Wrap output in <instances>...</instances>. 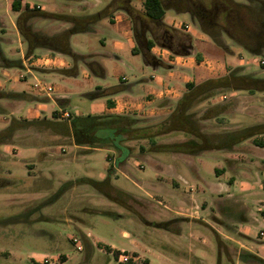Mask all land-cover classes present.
<instances>
[{
	"label": "rangeland",
	"instance_id": "rangeland-1",
	"mask_svg": "<svg viewBox=\"0 0 264 264\" xmlns=\"http://www.w3.org/2000/svg\"><path fill=\"white\" fill-rule=\"evenodd\" d=\"M9 1L0 0V16L13 35L12 25L18 13L8 9ZM20 1L73 16L107 11L94 24L95 31L69 37L74 52L93 54L90 59L105 71L102 77L94 75L87 65L88 57L74 61L70 55L57 54L56 60L63 63L47 62L56 53L41 50L25 59L27 65L34 61V73L13 67L1 78L5 89H26L44 101H28L23 108L15 107L12 115H0V131L12 116L21 121L12 137L0 144V264H260L241 259L240 248L228 237L240 240L255 255L264 253V148L251 138L232 150H211L200 156L153 152L145 139L122 141L118 149L109 144L97 149L76 145L69 130L72 119L106 112L107 97L91 98L89 93L138 84L144 78L148 82L151 76L165 70H154L140 52H133L137 45L131 19L121 9H109L112 0ZM79 2L85 7H77ZM133 3L141 9V0ZM165 18L171 26L189 33L197 51L206 54L204 59L201 57V67L210 70V76L226 71L223 61L231 66L242 61L243 73L264 79V53H250L224 32L222 39L231 53L206 34V44H202L195 37L203 32L189 13L168 9ZM33 26L52 33L70 24L37 18ZM13 46L12 53L19 48L17 42ZM7 47L2 46L7 56L17 59L20 53L11 54ZM155 55L168 57L169 52L156 47ZM190 60L194 65L198 63L195 56ZM63 64H68L67 68L75 66L76 74L68 76L54 70ZM20 74L24 78L17 80ZM207 76L202 73L195 77ZM36 81L50 85L52 92L47 95L39 91L33 86ZM57 95H65L66 103L58 102L54 98ZM215 104H224L227 111L220 115L221 120H203L202 131L217 142L227 133L264 123V91L226 89L194 105L192 111L200 116ZM31 107L40 113L37 118L27 111ZM56 110L57 118L53 116ZM63 112L69 116L63 117ZM129 114L137 119L133 126L151 125L168 115ZM187 138L182 132H173L159 136L157 142ZM162 165L168 169H160ZM83 178H108L109 184L99 191L82 182ZM235 180L247 188L240 190L233 185ZM228 195L243 196L248 220L240 226L250 231L251 239L236 233L238 222L228 219L229 215L236 217L237 208L223 202L229 212H219L218 201ZM161 222H166V228L155 226ZM73 237L78 243L72 242ZM77 244L83 246L82 250L76 249ZM115 251H124L136 259L118 263Z\"/></svg>",
	"mask_w": 264,
	"mask_h": 264
},
{
	"label": "trees",
	"instance_id": "trees-1",
	"mask_svg": "<svg viewBox=\"0 0 264 264\" xmlns=\"http://www.w3.org/2000/svg\"><path fill=\"white\" fill-rule=\"evenodd\" d=\"M133 1L112 0L108 7L109 9H121L130 17L133 39L137 45L133 52H140L146 64L165 65L162 59L151 52L154 46L167 49L171 55H188L193 50L189 33L164 21L165 12L168 9H173L177 13H189L195 19L199 29L220 46H224L222 40V32H224L250 53H264V0H141V9L137 8ZM11 9L18 12L15 26L26 44L25 56L31 55L35 49L42 48L52 53L70 55L74 61L84 60L88 57L86 62L91 72L99 77L104 75L103 66L90 59L93 57L92 54L86 56L71 49L69 37L75 33L95 31L94 24L104 17L107 11L89 16H73L49 12L37 5L31 6L29 3L22 4L20 0H12ZM37 18L61 20L69 23L70 27L50 33L47 30L34 28L33 22ZM0 30H4L1 21ZM196 59L197 61L200 60L198 53H196ZM0 62L3 67L21 66L20 59H7L1 54V51ZM242 70L243 67H235L229 69L227 74L223 76L207 78L199 83L187 82L185 92L174 103L171 112L160 122L146 126H133L137 122L135 117L120 114L75 117L69 126L71 136L76 145L92 148L109 144L118 149L121 147L122 141L145 139L149 144L150 151L183 153L194 156L211 150H232L236 145L249 138L255 145L264 148V123L246 127L234 133H227L225 139L217 142L202 131V121L213 118L221 120L220 115L227 111V107L224 104L210 105L200 116L192 111L194 105L209 100L226 89L249 93L263 92L264 79L242 73ZM59 71L68 76L76 74L75 66ZM120 90L121 87L118 86L109 91L106 89L88 95L91 98H99ZM0 99L43 100V98L26 92L4 90H0ZM56 100L66 103L64 98H56ZM106 105L111 107L112 102L107 99ZM4 113L5 109L0 105V114ZM58 113V110L54 111L53 116L57 118ZM20 122L18 119L12 118L7 127L0 131V144H5L6 140L12 137L19 128ZM24 122L30 121L25 120ZM173 132H182L188 138L169 143L157 142L159 136ZM140 148L143 149L142 146ZM107 160L109 161V156H107ZM215 170L217 173L219 172L217 169ZM108 173H110V168H108ZM82 182L90 184L99 191L104 184H109L108 178L101 181L83 178ZM119 193L127 194L122 190ZM104 195L116 199V197H112L111 193L104 192ZM223 202L229 207L237 208L235 218L228 216L230 222L247 221L246 209L241 203L227 198L217 203L218 210L222 215H225L226 211L230 209L229 207L224 208ZM239 204L241 207L238 206ZM155 226L166 228L167 225L166 222H161L155 223ZM115 253L117 254L118 251ZM240 258L244 261L264 264L263 259L244 250L240 252Z\"/></svg>",
	"mask_w": 264,
	"mask_h": 264
},
{
	"label": "crops",
	"instance_id": "crops-1",
	"mask_svg": "<svg viewBox=\"0 0 264 264\" xmlns=\"http://www.w3.org/2000/svg\"><path fill=\"white\" fill-rule=\"evenodd\" d=\"M11 1L12 0L9 1V4L7 5V7L11 11H13L11 9ZM72 1H77V0H72ZM82 3L83 2H79V4H77L76 6L79 8L85 7V4H82ZM39 7L42 8L41 6H39ZM46 11H48V10H46ZM14 12H16V11H14ZM49 12H52V11H49ZM0 21L2 22V25L4 28L3 31L0 30V51H1V54L4 57H6L7 59H13V60L20 59L21 60V66H19V67L27 69V71L31 74L34 73L33 67L36 66V65H34V61L30 62L29 65H27L25 62V59H27L30 56H33L36 52H39L41 50H46V49L38 48V49H35L31 55L25 56L26 44H25L23 38L20 36V34H19V32L15 26V23L12 25V30H14V31L11 30V33H13V35H10L9 34L10 30H8L9 27L5 24L4 18L1 16H0ZM164 21L167 24L171 25V23L169 21H167L165 17H164ZM94 29H95V27H94ZM14 34L16 35V38L14 37ZM204 35L205 34L202 33V34L198 35L197 37H195V39L202 42V44L203 43L206 44ZM129 39L132 40L131 36L129 37ZM192 40H194V39H192V37H191V43H192ZM15 42H17L19 45V48L18 49L15 48V51H18L20 53V55L17 59H14V58L7 56V53L2 48L3 45H8V47H7L8 52L13 54L15 51L12 53L11 50L14 49L13 44ZM223 45L224 46H222V47L226 51H228V53H231V50L224 43V41H223ZM156 47H158V46H154L151 49V52L154 55H155V48ZM192 47H193V50L188 55H183V56L171 55L170 52L168 51L169 52L168 57H165L164 55L161 58L158 57L159 59H162L164 61L165 65L164 66H153L152 68L154 70L164 69L165 71L163 73H159V74H156L154 76H151L150 79L148 80V82L144 78L142 80H139L138 84L130 83V84L120 85V87H121L120 91H118L116 93H111L107 96H102V97H107L106 100L109 99L112 102L111 107H107V105H106L105 114H120V115L133 116V115L129 114V112H135V114H137V115L147 114V115H161L162 117L166 116L170 112L171 107H173L174 103L185 92V84L187 82H192V80L195 79L194 81L198 83L199 81L201 82L202 80L207 79V78H214L213 76L209 75L210 70H208V69L204 70L201 67L202 62H203L201 57L204 59V55L206 56V54L205 53L201 54L200 52H198L194 43H192ZM158 48H160V47H158ZM160 49L166 50L164 48H160ZM47 51H49V50H47ZM196 53L199 54V57H200L199 61H197V59H196ZM57 54H59V53H56L55 55H53L54 58H47V62H50V60H51V62H55V64H56V62H59L56 60ZM192 56H195V59L198 62L196 65L193 64L192 60H190V58ZM61 62H59V63H61ZM223 64H224V68L226 69V71L224 73H222L220 76L227 74L228 70L231 68L243 67L242 61H239L235 66H231L230 65L231 63L228 61H223ZM67 66H68V64H65V65L63 64L62 66H56V67H54V70L67 69ZM10 68H13V67H3L1 65V62H0V90L13 91V92H26V93H29V94H32V95H35L38 97V95H36L34 92H29L26 89H22L20 91H17V90H9V89L4 88V81L1 78L3 77L4 74H7V70ZM243 70H242V73H243ZM202 73H203V75H205V76L208 75V76L207 77H195L198 74H202ZM190 76H194V77H190ZM217 77H219V76H217ZM19 78L22 79L24 77H22V78L17 77L16 79L20 80ZM29 85L30 84L26 85L27 88L29 87ZM54 98L55 99L56 98H64L67 100V97L65 95H57V96H54ZM35 101H44V100H35ZM25 102H28V101L0 99V105L5 109V113L7 112L10 115H12L11 111L15 110V107L23 108V105ZM105 103H106V101H105ZM27 111H31V116L34 118H37L38 115L40 114L37 111L36 107H35V109L32 107H31V109L27 108ZM12 118H15V117L12 116L11 119ZM11 119L9 120V122L11 121ZM15 119L19 120V118H15ZM25 120L30 121L28 119H25ZM47 120H50V119L47 118ZM49 122H51V121H49ZM95 149H97V148H95ZM203 153H205V152H203ZM173 154H175V153H173ZM185 155H188V154H185ZM200 155H197V156H200ZM191 156H194V155H191ZM263 167H264V165H263ZM159 168L162 170L165 168L168 169V167L165 165H162ZM233 185H237L239 187V189L242 191L245 188H247L245 185L238 183L236 180L234 181ZM226 198H228L230 200H231V198H236L234 200V202L241 203L243 208H245L247 210L246 203H245V200H244L242 195H239V196L228 195ZM247 220H248V218H247ZM241 224H242L241 222H238L236 224L235 232L239 233L241 236H243V238L251 239L250 231L246 228H242L240 226ZM228 238H230V240L235 242L238 245V248H240V251L238 253L239 257H240V252L243 250L253 254V252L248 250V248L245 245H243V243L240 240L233 239L230 236ZM256 256H258L264 260V253L262 255L256 254Z\"/></svg>",
	"mask_w": 264,
	"mask_h": 264
},
{
	"label": "built area",
	"instance_id": "built-area-1",
	"mask_svg": "<svg viewBox=\"0 0 264 264\" xmlns=\"http://www.w3.org/2000/svg\"><path fill=\"white\" fill-rule=\"evenodd\" d=\"M263 62V61H262ZM19 77H24L22 74H20ZM33 86L35 88H37L39 91L44 92L45 94L49 95L50 92H52V87L50 85H45L44 83L40 82V81H36L34 82ZM63 117H68L69 114L67 112H63L62 113ZM72 242L73 243H78V239L76 237L72 238ZM83 246L81 244H77L76 245V249L78 251L82 250ZM136 257H133L132 255H129L127 253H125L124 251H120V253H118V255L116 256V261L118 263H128L130 261L135 260Z\"/></svg>",
	"mask_w": 264,
	"mask_h": 264
}]
</instances>
